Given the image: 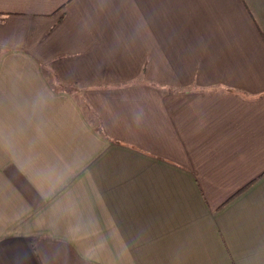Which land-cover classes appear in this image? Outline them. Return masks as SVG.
<instances>
[{"label":"crops","instance_id":"1","mask_svg":"<svg viewBox=\"0 0 264 264\" xmlns=\"http://www.w3.org/2000/svg\"><path fill=\"white\" fill-rule=\"evenodd\" d=\"M0 264H264V0H0Z\"/></svg>","mask_w":264,"mask_h":264}]
</instances>
